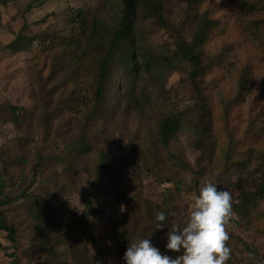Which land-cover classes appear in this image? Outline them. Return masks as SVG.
I'll list each match as a JSON object with an SVG mask.
<instances>
[{"label":"trees","instance_id":"trees-1","mask_svg":"<svg viewBox=\"0 0 264 264\" xmlns=\"http://www.w3.org/2000/svg\"><path fill=\"white\" fill-rule=\"evenodd\" d=\"M210 1L216 4V10L204 8ZM11 2L0 0V5ZM108 2L112 3V0ZM242 17L248 22L241 23ZM250 19L255 22H250ZM68 24L71 35L50 43L49 55L55 57L51 64L52 71L47 77L42 72H37L35 76L44 103L39 126L46 135L41 145L34 150L23 148V143L35 140L31 139V132L22 131L18 140L21 145L17 151L2 153L0 232L6 233V238L11 241L10 246H3L4 249L15 250L10 253L13 264L21 263L17 253L19 230L6 213L10 205H27L37 233H46L52 239L48 254L62 261H66L64 258L70 255L75 264H92L89 239L71 241L58 225L54 205L59 203L64 206L69 202L68 197L78 190L76 183L69 179L74 174V167L84 163L85 157L94 149L92 139L97 144L109 140L111 136L114 137L110 125L116 118H119L120 127L124 128L129 112H143L142 109L150 105L158 109L154 110L158 115L154 123L156 126H149L152 131L155 129L156 134L150 152L154 154L159 152L157 149L162 150L177 165L185 167L194 175L196 184L192 190L198 192L201 187L197 182L208 173L205 163L208 159L213 162L216 156V160L221 162L219 165L222 167L218 165L221 175H230V179H223L218 189L230 192L232 213L238 219V224L253 222L254 219L264 224V147L259 144L261 155L255 163L253 153L249 157V151L242 148L253 131L250 130L252 127L240 138L237 137L239 131L227 128L228 140L221 141V151L217 152L218 140L210 120L213 104L203 81L207 69L217 62L232 65L237 50L242 45L245 49L247 41L257 42L264 49V0H118V10L112 21L108 22L97 11L80 7L74 8L73 18ZM150 28L170 33L171 47L164 52L144 50L139 41ZM44 37L47 35L29 37L20 34L8 47L17 51L29 50L37 39ZM217 37L225 41L221 39L213 46L215 51L219 49L215 55L207 54L206 46L209 47L213 39L218 40ZM174 67L187 72V80L184 81L189 83L191 97L188 96V101L183 103L177 98L163 95L162 90L166 89L165 74ZM142 69L151 72V79L147 80L142 94L137 95L138 71ZM240 81L236 99H240L248 86L244 75ZM84 92L89 96L87 99H83ZM56 96L59 99L55 107L49 109ZM233 101L226 100L227 111H232ZM5 110L23 130L22 116L27 114L26 109L7 102L1 107L2 112ZM67 111L72 114L67 123L74 128L71 138L61 150V146L49 136L60 137L64 129L63 126L56 128L55 120L66 117ZM185 123H188L192 133L190 145L200 151L195 165L183 154L174 151V143L179 139ZM100 153L102 167L93 182L94 193H81L84 215H98L101 212L98 197L107 194L101 191V185L102 180L108 177L110 166L105 164L104 151L100 150ZM26 165L30 166L26 181L19 191L11 193L23 180L22 171ZM172 182L177 183L175 179ZM121 184H116L115 194L127 206L128 213L121 220H113V232L108 239L120 246H128L130 241L147 238L148 233L156 235L160 230L166 232L169 229L167 225L163 229H156L155 215L159 211L171 213L168 206H156L145 200L137 210L127 193L121 190ZM177 189L181 190L180 186ZM170 218L171 215L167 221L169 225L172 224ZM45 219L54 224L57 230L50 231ZM254 230L264 235L262 226H255ZM244 245L251 252L250 264H264L258 255L260 250L247 243ZM176 255L179 253L173 252L171 256Z\"/></svg>","mask_w":264,"mask_h":264},{"label":"rangeland","instance_id":"rangeland-1","mask_svg":"<svg viewBox=\"0 0 264 264\" xmlns=\"http://www.w3.org/2000/svg\"><path fill=\"white\" fill-rule=\"evenodd\" d=\"M32 4L33 8L29 9ZM80 7L88 11L91 9L97 11L109 22L118 10V0H112V3L108 0H12L8 5H0V175L3 165L2 153L17 151L21 145L18 140L22 131L29 134L31 132V139L35 140V142L30 140L28 144L23 143V148L29 150L38 148L46 135L43 128L39 126L44 103L43 100L41 101L35 76L37 72H42L47 77L52 71L51 64L55 57L49 55L50 43L71 35L68 22L73 18L74 8ZM204 8L214 11L217 7L210 1ZM240 20H242L241 23L248 22L245 17ZM252 21L255 22L250 19V22ZM20 34H26L29 37L46 34L47 37L37 39L36 44L29 50L17 51L8 47V44ZM221 39L216 41L213 39L209 47L206 46L207 54L217 53L219 49L215 51L216 48L213 46ZM171 40L170 33L150 28L139 42L146 51L164 52L171 47L169 45ZM245 49L242 45L237 50L232 65L221 61L214 67H209L203 81L213 104L210 120L214 136L218 140L217 152L221 151L223 143L221 141L227 139V128L239 131L237 137L240 138L246 134L247 129L252 127L250 130L253 131L247 143L244 141L242 148L249 151L247 153L249 157L253 153V161L256 163L261 155L258 149L259 144L264 147V49L259 43H253L251 40L247 41ZM57 54L60 56L59 53ZM138 72L140 78L137 79L135 90L137 95H141L147 80L151 79V72L146 69ZM243 75L248 86L240 99H236L241 84L240 78ZM184 80H187L186 71L181 70L180 67L171 69L165 74L166 89L162 90L163 95L177 98L180 102L188 101V96L191 97L190 86ZM88 97L84 92L83 99ZM58 99L59 96H56L54 102L48 106L49 109L55 107ZM232 99L234 100L233 109L227 111L226 100L232 101ZM7 102L26 109L27 114L22 116L23 130L13 122L6 110L1 111V107ZM142 110L143 112H129L124 128L120 127L119 118H116L110 125L114 137L111 136L109 140H103L97 144L94 138L92 139L94 149L85 157L84 163L74 167V174L69 179L76 183L78 190L68 197L69 202L64 206L59 203L54 205L58 225L71 241L89 239L88 247L91 251L92 264H125L122 257L128 246H120L108 239L113 232V220H121L128 213L127 206L121 203L115 194L117 183H122L121 190L127 193L137 210V207H140L145 200L153 202L156 206L167 205L171 213H174L170 218L172 224L183 225L190 213L192 197L198 193L192 190L196 183L191 172L177 165L176 161L162 150L157 149L159 152L154 154L150 152L156 134L155 129L152 131L149 126H156L154 123L158 115L155 111L158 109L150 105ZM65 115L66 117L55 120L56 128L63 126L64 129L60 132V137H55L53 134L49 136L52 141L54 140L53 142L61 146V150L64 143L71 138V131L74 128L67 123L72 114L67 111ZM188 127V123H185L179 139L174 143V151L183 154L192 165H195L200 151L194 150L190 145L192 133ZM100 150L104 151L105 164L110 166L108 177L102 180L101 185V191L107 194L98 197L101 208L98 215H84L81 193L84 191L94 193L93 182L99 176L102 167ZM220 163L216 160V156L213 162L208 159L205 163L208 173L201 178L200 182H197V185L202 188L206 183L212 182L218 184L219 188L223 179H230L229 174L221 175L222 172L218 169L219 166L222 167ZM29 167L26 165L22 171L23 180L17 183L11 193L20 190L29 175ZM173 179L177 183L172 182ZM177 186H180L181 190H178ZM6 213L19 230L17 253L21 264H75L74 258L70 255L64 258L66 261H62L48 254V246L52 239L46 233H37L35 222L29 217L27 205L18 207L10 205L6 208ZM237 220L232 213L226 224V230L230 234V239L226 243L231 249V257L227 264H250L251 252L246 249L245 243L260 250L258 255L264 261V235L254 230L255 226L264 228V224L254 219L253 222H244L240 225ZM45 224L50 231L57 230V227L47 219ZM167 230L166 232L160 230L156 235L148 233L147 238L160 248L162 253L171 256L173 252L166 249ZM0 243L2 244L0 264H13L10 253L15 250L4 249L3 246L11 245V241L6 238L4 232H0Z\"/></svg>","mask_w":264,"mask_h":264},{"label":"clouds","instance_id":"clouds-1","mask_svg":"<svg viewBox=\"0 0 264 264\" xmlns=\"http://www.w3.org/2000/svg\"><path fill=\"white\" fill-rule=\"evenodd\" d=\"M170 215L159 211L155 215L156 229L166 225V249L179 253L175 257L162 253L149 238L130 241L123 254L125 264H227L231 249L226 224L232 215V196L218 190V184L206 183L194 194L188 219L181 224L167 223Z\"/></svg>","mask_w":264,"mask_h":264}]
</instances>
